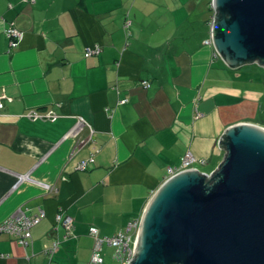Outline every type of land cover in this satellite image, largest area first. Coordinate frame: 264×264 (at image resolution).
Masks as SVG:
<instances>
[{
	"label": "crops",
	"instance_id": "0c3cea01",
	"mask_svg": "<svg viewBox=\"0 0 264 264\" xmlns=\"http://www.w3.org/2000/svg\"><path fill=\"white\" fill-rule=\"evenodd\" d=\"M210 1L0 0V222L44 212L29 244L0 234V264H89L90 227L125 231L187 150L210 173L229 127L263 126L264 68L229 67L205 43ZM102 256L120 263L107 243Z\"/></svg>",
	"mask_w": 264,
	"mask_h": 264
},
{
	"label": "water",
	"instance_id": "95a60500",
	"mask_svg": "<svg viewBox=\"0 0 264 264\" xmlns=\"http://www.w3.org/2000/svg\"><path fill=\"white\" fill-rule=\"evenodd\" d=\"M212 3L218 55L264 68V0ZM218 143L225 154L213 171H178L152 194L129 264H264V126L233 125Z\"/></svg>",
	"mask_w": 264,
	"mask_h": 264
},
{
	"label": "built area",
	"instance_id": "2783aa9c",
	"mask_svg": "<svg viewBox=\"0 0 264 264\" xmlns=\"http://www.w3.org/2000/svg\"><path fill=\"white\" fill-rule=\"evenodd\" d=\"M211 7V15H210V37L205 40V43H212V26L214 23L215 18V9L213 7L212 0L210 1ZM131 24L130 19H126L124 22V28H128ZM6 36L9 38L10 46H15L17 41L21 37V33L15 28L10 26L5 30ZM99 51V47L97 45L89 46L86 48L85 55L95 54ZM141 84L144 87H149V82L146 80L141 81ZM127 99L121 100V102L126 101ZM0 107H2V103L0 101ZM29 119H42V118H54L56 115L52 110L47 111L46 113H40L36 110H29L26 114ZM83 119L79 117L77 123H82ZM196 158L192 154L191 151L187 150L181 159V167L176 171L170 170V175L174 173L184 170L193 168L192 165L195 162ZM44 216V212L39 210L37 213L28 215L21 210H17L15 213H12L10 216L5 218L0 222V234L8 233L12 235L19 243L23 245H27L30 243L31 240V226L36 224L41 220ZM56 224H61L65 228L71 227L72 218L68 215H64L62 212H58L56 214ZM139 219L133 220L128 223L125 231H120L115 235L112 236H100L98 234V230L95 227H90V233L94 237L95 242L90 258L89 264H102L103 256H102V245L107 243L114 248V258L120 261L121 264H129L130 260L133 257V245L135 240V235L138 229ZM56 227V226H55ZM134 231V234L132 232ZM59 246V239H53L50 246L44 248L45 254L51 258L53 252ZM49 264H56L53 261H50Z\"/></svg>",
	"mask_w": 264,
	"mask_h": 264
},
{
	"label": "rangeland",
	"instance_id": "374dc122",
	"mask_svg": "<svg viewBox=\"0 0 264 264\" xmlns=\"http://www.w3.org/2000/svg\"><path fill=\"white\" fill-rule=\"evenodd\" d=\"M225 63V62H224ZM226 64V63H225ZM227 65V64H226ZM250 65H252V64H250ZM253 65H257L258 66V64H253ZM260 67H262V66H260ZM263 68V67H262ZM259 119L261 120L260 122H261V124H263L264 125V102H263V108H261V110H260V117H259ZM117 262V261H116ZM116 264V263H115ZM117 264H120L119 262H117Z\"/></svg>",
	"mask_w": 264,
	"mask_h": 264
},
{
	"label": "trees",
	"instance_id": "16d2710c",
	"mask_svg": "<svg viewBox=\"0 0 264 264\" xmlns=\"http://www.w3.org/2000/svg\"><path fill=\"white\" fill-rule=\"evenodd\" d=\"M264 126V125H263ZM132 234H134V231L132 232ZM103 246V245H102Z\"/></svg>",
	"mask_w": 264,
	"mask_h": 264
}]
</instances>
